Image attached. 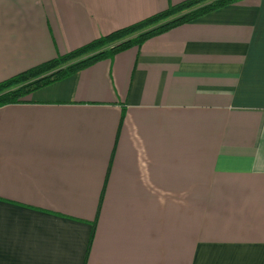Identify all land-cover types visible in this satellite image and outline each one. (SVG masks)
<instances>
[{
	"label": "crops",
	"instance_id": "crops-1",
	"mask_svg": "<svg viewBox=\"0 0 264 264\" xmlns=\"http://www.w3.org/2000/svg\"><path fill=\"white\" fill-rule=\"evenodd\" d=\"M181 0H0V80ZM0 264H264V0L0 107Z\"/></svg>",
	"mask_w": 264,
	"mask_h": 264
},
{
	"label": "trees",
	"instance_id": "trees-1",
	"mask_svg": "<svg viewBox=\"0 0 264 264\" xmlns=\"http://www.w3.org/2000/svg\"><path fill=\"white\" fill-rule=\"evenodd\" d=\"M241 1L244 0H181L170 4L145 18L0 80V107L24 102L36 89L62 80L101 59L138 47L176 26Z\"/></svg>",
	"mask_w": 264,
	"mask_h": 264
}]
</instances>
